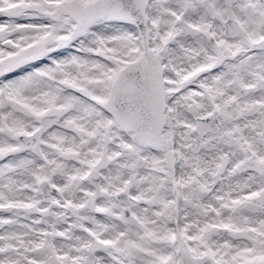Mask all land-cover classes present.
<instances>
[{
    "label": "snow or ice",
    "instance_id": "obj_1",
    "mask_svg": "<svg viewBox=\"0 0 264 264\" xmlns=\"http://www.w3.org/2000/svg\"><path fill=\"white\" fill-rule=\"evenodd\" d=\"M0 264H264V0H0Z\"/></svg>",
    "mask_w": 264,
    "mask_h": 264
}]
</instances>
